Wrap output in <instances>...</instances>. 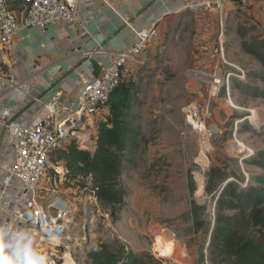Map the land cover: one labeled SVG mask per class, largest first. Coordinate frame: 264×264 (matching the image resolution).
Segmentation results:
<instances>
[{
    "label": "rangeland",
    "instance_id": "rangeland-1",
    "mask_svg": "<svg viewBox=\"0 0 264 264\" xmlns=\"http://www.w3.org/2000/svg\"><path fill=\"white\" fill-rule=\"evenodd\" d=\"M237 6L225 8L226 48L230 63L245 70L247 79H232V103L225 91L213 98L190 77L204 43L199 22L216 24L215 11H187L167 22L143 63L130 64L123 73L137 135L117 182L121 202L104 207L92 175L73 173L56 156L51 160L40 195L45 206L66 203L71 211L67 241L73 262L92 264L88 254L106 244L122 255L120 264L149 255L164 264H213L209 246L225 185L246 189L251 181L256 185L255 177H264V169L253 164L264 153V98L258 96L263 67L243 49L256 40L264 45V22ZM192 107L213 113L208 122L222 132L219 140L195 130ZM101 121L95 117L92 127L98 129ZM171 245L175 254L169 257L164 249Z\"/></svg>",
    "mask_w": 264,
    "mask_h": 264
},
{
    "label": "built area",
    "instance_id": "built-area-1",
    "mask_svg": "<svg viewBox=\"0 0 264 264\" xmlns=\"http://www.w3.org/2000/svg\"><path fill=\"white\" fill-rule=\"evenodd\" d=\"M15 1L25 7L23 21L10 8L7 0H0V54L13 50L14 37L22 27L44 31L49 25L63 22L74 30H80V0ZM227 1L230 0H191L184 8L194 12H217L216 27L206 36L207 39H202L204 43L198 47L200 51L190 70V77L197 80L213 98L225 91L228 103H232L231 81L233 78L246 80L247 72L230 63L227 54L224 15ZM102 2L119 15L122 23L133 34V40L123 49L106 51L110 61L107 64L99 62V75L85 71L80 73V94L75 106L62 104L61 92L54 91L45 105L46 115L22 127L11 146L10 159L2 165L9 173L5 185L9 186L14 181L18 189L10 203L11 209L0 208V219L8 217L7 225L12 226L14 231L34 235L37 240L32 243V248L47 258L46 264H77L73 262L72 245L67 241V234L73 224L68 205L45 206L42 203L40 192L50 162L70 142H74L81 151L94 152L97 129L92 125L95 117L103 120L107 118L111 96L124 81L123 73L130 64L143 63L152 43L160 34L158 22L138 28L130 17L122 16L109 0ZM249 4L250 0H241L242 6ZM100 52L105 51L101 49ZM7 114L10 116L13 111L8 109ZM189 114L195 130L206 133L214 142L221 138L222 132L214 131L213 125L208 122L213 117L209 109L203 113L197 107H192ZM239 124L236 122V131ZM52 206L55 213L51 212ZM5 253L1 252V255ZM80 264L89 263L83 259Z\"/></svg>",
    "mask_w": 264,
    "mask_h": 264
},
{
    "label": "crops",
    "instance_id": "crops-1",
    "mask_svg": "<svg viewBox=\"0 0 264 264\" xmlns=\"http://www.w3.org/2000/svg\"><path fill=\"white\" fill-rule=\"evenodd\" d=\"M7 1L20 21H23L25 7L15 0ZM109 1L122 16L130 17L138 28L158 22L160 31L167 22L174 23L178 15L190 11L184 7L191 0ZM235 4L238 5L236 9L249 10L256 22H264V0H250L248 6L230 0L226 2L227 11L231 5L233 9ZM78 16L80 30H74L63 22L49 25L44 31L22 27L14 37L13 50L0 54L1 209H11L10 203L18 189L14 181L9 186L5 185L9 173L2 168L4 162L10 159L9 152L18 132L24 125L46 115L45 105L54 91L61 92L62 104L75 106L80 94V73L85 71L99 75V62L107 64L110 61L106 51L123 49L133 40V34L122 23L119 15L104 5L102 0H80ZM199 25L203 26L201 39H207L206 36L216 24L202 21ZM101 49L105 52H100ZM2 64L7 67L2 68ZM8 109L13 111L10 116L7 114ZM211 125L216 126L215 123ZM7 219H0V225H7ZM29 236L32 243L37 240L34 235Z\"/></svg>",
    "mask_w": 264,
    "mask_h": 264
},
{
    "label": "trees",
    "instance_id": "trees-1",
    "mask_svg": "<svg viewBox=\"0 0 264 264\" xmlns=\"http://www.w3.org/2000/svg\"><path fill=\"white\" fill-rule=\"evenodd\" d=\"M264 41V40H262ZM263 67L259 79L264 83V45L256 40L243 46ZM264 98V90L258 93ZM130 88L122 83L112 94L110 117L98 125L93 153L81 151L74 142L56 154L75 172L92 175L97 199L104 207L121 202L117 182L122 175L123 161L129 145L135 141L137 129L129 118ZM261 122V121H260ZM253 164L264 169V153ZM241 189L233 182L227 183L217 200L216 222L213 228L209 254L213 264H264V177H255ZM92 264H120L122 255L106 244H98L88 254ZM132 264H164L152 255L129 260Z\"/></svg>",
    "mask_w": 264,
    "mask_h": 264
},
{
    "label": "clouds",
    "instance_id": "clouds-1",
    "mask_svg": "<svg viewBox=\"0 0 264 264\" xmlns=\"http://www.w3.org/2000/svg\"><path fill=\"white\" fill-rule=\"evenodd\" d=\"M241 4V3H240ZM0 252H6L2 264H46V257L32 248V238L23 231H14L10 225H0Z\"/></svg>",
    "mask_w": 264,
    "mask_h": 264
},
{
    "label": "bare ground",
    "instance_id": "bare-ground-1",
    "mask_svg": "<svg viewBox=\"0 0 264 264\" xmlns=\"http://www.w3.org/2000/svg\"><path fill=\"white\" fill-rule=\"evenodd\" d=\"M174 251H175L174 250V247L171 245V246H168L167 248L164 249V254L170 257L171 255H174L175 254Z\"/></svg>",
    "mask_w": 264,
    "mask_h": 264
},
{
    "label": "water",
    "instance_id": "water-1",
    "mask_svg": "<svg viewBox=\"0 0 264 264\" xmlns=\"http://www.w3.org/2000/svg\"><path fill=\"white\" fill-rule=\"evenodd\" d=\"M235 2H237V3H241V0H235ZM86 235H87V238H89L90 237V231H89V228L87 227L86 228Z\"/></svg>",
    "mask_w": 264,
    "mask_h": 264
},
{
    "label": "snow or ice",
    "instance_id": "snow-or-ice-1",
    "mask_svg": "<svg viewBox=\"0 0 264 264\" xmlns=\"http://www.w3.org/2000/svg\"><path fill=\"white\" fill-rule=\"evenodd\" d=\"M0 251H2V250H0ZM3 260V257L2 256H0V261H2Z\"/></svg>",
    "mask_w": 264,
    "mask_h": 264
}]
</instances>
